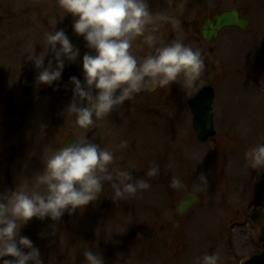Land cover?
Listing matches in <instances>:
<instances>
[{"label":"rangeland","instance_id":"1","mask_svg":"<svg viewBox=\"0 0 264 264\" xmlns=\"http://www.w3.org/2000/svg\"><path fill=\"white\" fill-rule=\"evenodd\" d=\"M148 4L154 14L181 25L174 29L167 19H157L146 29L156 36L155 45L138 37L132 54L142 61L155 47L181 41L201 51L202 85L189 88L180 81L142 92L84 130L65 112L73 97L70 78L83 83L82 58L90 51L73 32V17L56 0H0V195L32 190L33 177L69 135L113 151L116 167L151 185L113 201L105 184L98 201L59 222L33 218L20 234L39 249L44 264H86V248L99 251L105 264H194L196 257L212 253L219 254L221 264H241L264 246L259 226L249 219L264 210L253 194L264 168L253 169L245 159L249 148L264 143V0ZM227 10L247 19V28L223 30L205 44L201 22ZM55 28L66 33L80 57L66 62L61 80L49 87L36 82L39 70L29 58L46 55L45 66L48 60L55 66L44 40ZM203 86L215 90V144L198 143L191 127L187 103ZM121 141H127L126 148L118 147ZM154 164L159 175L147 177ZM173 178L182 186L174 188ZM187 194L204 206L178 212L176 202Z\"/></svg>","mask_w":264,"mask_h":264},{"label":"clouds","instance_id":"2","mask_svg":"<svg viewBox=\"0 0 264 264\" xmlns=\"http://www.w3.org/2000/svg\"><path fill=\"white\" fill-rule=\"evenodd\" d=\"M56 4L71 14L73 32L83 37L90 50L82 58L83 83L75 76L70 78L73 97L65 110L80 129H90L142 92L180 81L189 88L202 85L205 63L201 51L181 41L155 47L142 61L132 54V43L138 37H144L149 47L155 45L156 36L146 34V29L157 19H167L174 29L181 25L174 17L154 14L148 0H56ZM44 40L55 66L53 60L45 66L46 55L29 60L39 70L36 82L51 87L61 80L66 62L77 61L80 50L62 29L45 33ZM118 147L126 148L127 141ZM245 159L253 169L264 168V143L249 148ZM159 172V165L154 164L146 175L156 177ZM33 181L32 190L15 188L0 195V264H44L39 249L20 234L33 218L59 222L66 213L71 216L98 201L105 184L113 191V201L151 187L146 179L134 180L132 172L116 167L114 152L86 137L55 151ZM172 186L181 187V181L173 178ZM41 187L43 191L36 190ZM83 256L86 264H105L100 252L91 248ZM194 264H221V257L205 254L196 257Z\"/></svg>","mask_w":264,"mask_h":264},{"label":"water","instance_id":"3","mask_svg":"<svg viewBox=\"0 0 264 264\" xmlns=\"http://www.w3.org/2000/svg\"><path fill=\"white\" fill-rule=\"evenodd\" d=\"M247 26V21L240 19L236 11H226L214 15L210 19H206L201 25V35L205 42H211L218 32L225 27H236L243 30ZM213 89L210 87L201 88L189 101L188 107L192 115V127L200 142L206 141L208 137L214 135L212 122V102ZM76 139L72 135L67 136L62 145L68 146L75 142ZM255 196L264 201V175H262L255 186ZM196 202V198L188 195L177 203V209L185 212ZM252 220L259 223L262 217L253 215ZM260 241L264 242V226L260 230ZM243 264H264V251L257 256L250 257Z\"/></svg>","mask_w":264,"mask_h":264},{"label":"flooded vegetation","instance_id":"4","mask_svg":"<svg viewBox=\"0 0 264 264\" xmlns=\"http://www.w3.org/2000/svg\"><path fill=\"white\" fill-rule=\"evenodd\" d=\"M209 50H210V51H212V50H213V48H212V47H209ZM237 214H239V213L237 212Z\"/></svg>","mask_w":264,"mask_h":264}]
</instances>
